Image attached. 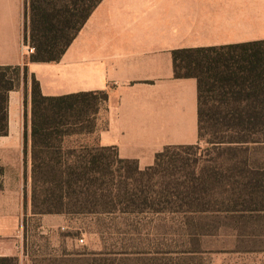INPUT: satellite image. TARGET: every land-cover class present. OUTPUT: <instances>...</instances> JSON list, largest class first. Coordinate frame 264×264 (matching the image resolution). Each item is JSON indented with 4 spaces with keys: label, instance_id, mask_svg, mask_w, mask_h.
Instances as JSON below:
<instances>
[{
    "label": "trees",
    "instance_id": "trees-1",
    "mask_svg": "<svg viewBox=\"0 0 264 264\" xmlns=\"http://www.w3.org/2000/svg\"><path fill=\"white\" fill-rule=\"evenodd\" d=\"M101 1L25 0L24 37L34 51L22 65H0V135L8 132L10 91L23 80L32 84V215L173 214L184 235L198 240L252 224L263 248L264 39L173 51L175 76L198 81L199 141L167 145L141 168L95 137L108 91L46 95L29 73L30 62L61 60ZM3 174L0 165V189ZM24 203L26 209V191ZM29 254L33 264H76L80 257ZM91 254V264L127 259ZM0 264H20L19 256L1 255Z\"/></svg>",
    "mask_w": 264,
    "mask_h": 264
},
{
    "label": "crops",
    "instance_id": "crops-1",
    "mask_svg": "<svg viewBox=\"0 0 264 264\" xmlns=\"http://www.w3.org/2000/svg\"><path fill=\"white\" fill-rule=\"evenodd\" d=\"M24 25L25 0H0V65L25 62ZM259 39L264 0H102L61 60L30 62L29 73L46 95L108 91L95 137L145 168L165 146L199 141L198 81L175 76L173 51ZM31 86L23 80L10 91L8 132L0 135V256L17 255L20 264H31L23 241L32 216ZM38 218L49 231L71 220Z\"/></svg>",
    "mask_w": 264,
    "mask_h": 264
},
{
    "label": "rangeland",
    "instance_id": "rangeland-1",
    "mask_svg": "<svg viewBox=\"0 0 264 264\" xmlns=\"http://www.w3.org/2000/svg\"><path fill=\"white\" fill-rule=\"evenodd\" d=\"M38 217L26 216L23 241L39 257L76 252V264H91V252L105 250L127 258L116 264H264L262 236L252 224L247 232L222 228L198 240L184 235L173 214L70 216L67 227L50 231Z\"/></svg>",
    "mask_w": 264,
    "mask_h": 264
},
{
    "label": "built area",
    "instance_id": "built-area-1",
    "mask_svg": "<svg viewBox=\"0 0 264 264\" xmlns=\"http://www.w3.org/2000/svg\"><path fill=\"white\" fill-rule=\"evenodd\" d=\"M23 46L25 47V54H30L34 51V48L26 41L25 37L23 36ZM82 242L84 241L83 238L80 239Z\"/></svg>",
    "mask_w": 264,
    "mask_h": 264
}]
</instances>
